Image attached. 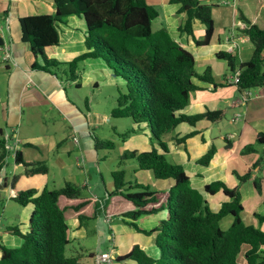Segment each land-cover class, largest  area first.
<instances>
[{
	"label": "trees",
	"instance_id": "16d2710c",
	"mask_svg": "<svg viewBox=\"0 0 264 264\" xmlns=\"http://www.w3.org/2000/svg\"><path fill=\"white\" fill-rule=\"evenodd\" d=\"M52 1L53 12L18 18L21 38L30 44L31 52L35 56L40 55L43 60L42 63L34 62L33 66L60 74L61 63L67 67V78L74 80L79 76L77 69L83 59L103 58L113 72L124 79L125 85L116 96L111 116H129L136 125L146 121L149 138L156 140L162 149H126L122 157H134L138 168L150 169L157 178L173 179L167 189H155L136 180L130 183L124 168L111 171L114 188L107 192L105 210L120 216L138 231L154 234V242L159 249L158 257H153L138 243H133L127 251L117 254L115 260L130 258L137 264H264V229L261 227L264 214L254 212L260 225L244 222L239 188L229 186L221 179L211 180L203 187L205 192L221 190L227 196L217 210L212 209L203 191L191 185L183 165L167 155L168 146L164 139L167 131L182 121L194 124L202 117L215 119L222 112L206 110L187 114L181 111L188 104L191 91L199 87L194 82L195 77L213 81L210 66L197 71L194 54L188 48L173 38L166 27L152 28V20L159 12L146 0ZM169 1L179 3V11L185 12L179 28L194 36L192 23L198 19L204 24V32L200 37L194 36V41L197 45L208 44L214 28L212 3L201 0ZM71 14L82 16L85 21L86 49L67 61H58L48 57L44 48L58 43L57 22ZM239 17L245 23L241 32L248 35L253 44L251 56L237 63L235 55L227 50H217L215 55L224 59L231 71L239 69V89L264 85V28L242 12ZM3 44L4 38L0 34V46ZM195 131L192 129L175 136L174 140L183 142ZM256 142H264V132L258 134ZM94 144L98 147L103 144L113 146V141L94 136ZM215 149V145L211 144L197 161L207 164ZM254 149V144L248 143L241 152ZM8 152L11 148L5 131L0 127V171ZM14 157L26 166L24 173L47 172V165L42 161H24L17 150ZM259 161L254 162L252 167ZM251 174L250 168L242 174L236 173L240 181H246ZM252 181L260 189L259 177H253ZM81 197H84L81 185L68 180L57 187L44 185L40 189H20L14 197L18 203L30 202L33 205L28 229L23 231L18 225H7L6 229L20 236L22 242L11 247L0 240V264H85L82 251L66 252L70 239L64 210L68 206L79 209L89 201V198ZM63 198L72 201L64 202ZM160 208L166 209V216L152 228L141 227L135 221L141 214ZM225 215H230L232 220L223 228L220 221ZM243 245L247 248L243 250L244 260L240 261L238 256ZM87 255L92 256L93 253Z\"/></svg>",
	"mask_w": 264,
	"mask_h": 264
},
{
	"label": "crops",
	"instance_id": "0c3cea01",
	"mask_svg": "<svg viewBox=\"0 0 264 264\" xmlns=\"http://www.w3.org/2000/svg\"><path fill=\"white\" fill-rule=\"evenodd\" d=\"M146 1L158 8L159 13L153 18V20L157 19L158 27H166L173 38L194 54L196 70L201 72L207 65L211 68L213 81L208 82L195 77L194 82L199 87L191 91L189 102L181 111L187 114L206 110L222 111L215 119L202 117L194 124L186 121L178 123L169 136H164L168 146L167 155L183 165L189 175L191 185L201 191H203L205 183L216 179L224 180L227 185L239 188L243 208L245 207L244 200L252 199L253 201L249 219L245 220L241 211L242 219L246 223L260 225L254 212L264 214V142H256V138L259 133L264 132V85L251 88V96L246 102H240L242 89H239L234 82L227 80L232 71L225 60L216 57L215 51L224 49L233 53L237 63L247 60L251 56L253 44L248 35L240 30L245 23L240 19L239 13H244L251 21L264 28V0H226V2L224 0H201L212 3L211 15L214 28L210 41L206 45H197L194 41V36L200 37L204 32V24L198 19L192 23L194 36L179 28L185 17V12L178 9L179 3L169 0ZM54 10L52 0H0V34L4 38L3 46L7 48L5 51L3 47L0 48V61L2 60L0 70L4 72L7 92L5 98H0L1 117L10 124V133L6 131L5 136L8 142L12 138V146H10L12 152L9 155L13 160L16 174L19 173L17 177L13 176L9 184L7 176L0 174L2 179L0 188L4 189L1 186L7 184L9 188L13 187L18 192L20 189L30 187L40 189L44 185L48 186L50 180L47 178V173L51 168L67 169L72 155L74 164L75 162L79 164L76 158L78 159L80 155L83 163H80L79 167L85 177L88 176V179L84 178L81 183V187H87L88 190L87 193H81L84 196L81 198H89V201L79 209L68 206L64 210L70 243H80V240L86 238L93 231L90 230L89 224L94 223V218L101 215L108 224V231H104L105 240L107 239L108 243L106 251L103 252L121 254L127 251L133 243H138L146 253L158 257L159 249L154 242V234L138 231L120 216L112 215L104 208L107 192L114 188V183L112 178H104L105 165L102 164V161L106 159L108 153L101 150L106 147H98L94 144L96 135L92 133V130L97 123L109 119L105 109L101 110L97 107L101 105H91L86 100H83L82 104L76 98L78 95H71L68 91L71 82L76 81L75 83L79 87L81 84L78 79H68L65 69L60 70L66 78L61 73L55 74L50 70L33 66L34 62L42 63V57L35 56L30 50V44L21 38L19 16L51 13ZM57 29L58 43L47 45L44 48L48 57H54L58 61H67L86 49L84 43L86 25L82 16L68 15L64 20L57 22ZM3 51H8V59H3ZM89 58H93V60H89ZM80 63L85 64V80L92 83L94 87H99L101 82H105L107 85L119 82L115 78L118 74L114 73L101 57H87ZM92 92L94 96L96 89H93ZM114 98L116 99V96ZM42 104L46 105L44 113L37 110V107ZM54 112L59 115L61 120L68 123V130L38 131L35 127L37 121L42 120L41 122L44 123L45 113L52 115ZM236 112H240V116L238 119L232 120V116ZM226 115L228 116L227 121L236 123V128L233 130L224 131L222 129V119H226ZM23 125L26 126V129L23 128ZM138 127L143 128V123ZM192 129L196 130L194 134L187 136L183 142H175V136H181ZM74 135L78 137L77 141L72 138ZM130 137L131 139L127 140L126 145L131 146V149L147 150L155 147L145 128L142 130L141 137L139 134ZM65 138L68 139L64 140ZM248 143H253L255 149L242 153V147ZM211 144H214L216 149L210 161L207 164L198 162L197 159ZM157 149L162 151L160 146ZM16 150L20 152L24 161L44 162L47 165V172L24 173L26 167L24 163L15 160L14 152ZM258 159L260 163L252 167ZM84 167H87L88 170H85ZM248 168L252 170L251 177L246 181H240L236 173L242 174ZM112 170L111 168L108 170L109 174ZM149 170L141 171L140 178L146 179H139L138 175H135L134 179L130 177H126V179L130 183L136 180L147 184L148 181H151L153 182L151 187L155 189H167L173 183L172 178H157L152 172H148ZM134 171L137 173L140 170L137 171L134 167ZM92 172L96 177L94 182L96 187L90 182ZM69 175L67 172L64 181H72ZM255 176L259 177L260 189H257L253 184L252 179ZM100 183L103 186V194H101ZM203 193L214 210H217L221 202L227 199L221 190L214 193L203 191ZM63 201L71 202L72 199L63 198ZM21 205L19 220L24 224L33 205L30 202ZM165 216L166 209L160 208L151 213L141 214L135 221L141 227L152 228ZM113 217H118L120 221L112 222ZM231 220L232 218L230 222ZM261 227L264 229V224ZM20 229L25 231V228L21 227ZM0 240L11 247L18 246L22 242L20 236L6 228L0 230ZM246 248L247 245L244 250ZM74 250L84 253L85 264H92L94 253L87 245L80 243L79 248L74 246ZM89 252L93 253L92 256L89 255L90 259L87 257ZM124 260L129 264L126 259ZM124 260H112L113 262L110 261L107 264L115 262V264H124ZM133 261L135 260L133 259ZM134 263L137 264L136 261Z\"/></svg>",
	"mask_w": 264,
	"mask_h": 264
},
{
	"label": "rangeland",
	"instance_id": "374dc122",
	"mask_svg": "<svg viewBox=\"0 0 264 264\" xmlns=\"http://www.w3.org/2000/svg\"><path fill=\"white\" fill-rule=\"evenodd\" d=\"M157 27H158V24H157V19H156V20H153L152 22V28L155 29ZM89 60H93V58H89ZM0 63L2 64V60L0 61ZM60 67L65 70L67 68L66 65H61ZM78 67L79 69H77V72L79 73V76H77L76 80L78 79L80 81L81 87H79L78 84L75 83L76 81L71 82V84L68 86V91H70L71 95H74V96L78 95L76 98L79 99V101L82 104H83V100H86V101H89L91 105H96V104L101 105V106L104 105L103 107L101 106H97V107L101 110L105 109L109 117L108 120H104V121L97 123L94 129L92 130V133L96 135L98 138H100L101 140H112L113 141V146L103 144L106 146V148L101 149L103 152L107 151L108 153L107 154L108 156L106 157V159L102 161V164L105 165V171H104L105 177L104 178L105 179L112 178V181H113L112 175L109 174L108 172L110 168L113 170L118 169V168H124V169L126 168L125 177H130L134 179L133 177H136L135 175H138L139 179H146V178H140V176L142 175L141 173L142 170L143 172H145V170H148V169H139L137 165V161L134 157L124 158L122 157V153L126 149H131V146L129 147V145H126L127 140L131 139L130 136L139 134V136L141 137L143 128H145L146 132H148L150 136V130H149V127L147 126V122L146 121L141 122L143 123V128H139L138 125H135V122L129 116H120V117L114 116L113 117L110 114V110L116 102V99L115 98L113 99V97L117 96L118 92L123 91L125 88L123 78L120 75H116L115 78H117L119 82L117 81V83H113L112 85H107L105 82H101L99 87H94L92 83H88L87 80H85V75H86V72H84L85 64L80 63ZM59 73H61L65 77V74L63 72H59ZM4 78H5L4 72L0 70V98H5L7 94L6 81ZM93 89H96L94 96L92 92ZM93 97H94V100H93ZM97 99H99V101H97ZM45 109H46L45 104H42L37 107V110L41 113H44ZM1 116H2V105L0 104V126L3 128L5 132L8 131V133H10V129H9L10 124L6 123L5 120ZM44 117H45L44 123L41 122L42 120H38L35 125L38 131L47 132V131L55 130V129H58V130L64 129L66 131L68 130V123L65 120H61V118L56 112H54L52 115L45 113ZM227 119H228L227 115H226V119H222V123H221L222 129L224 131H228V130H233L234 128H236V123L229 122L227 121ZM23 121L24 119L22 120V122ZM24 125H23V128L26 129V126ZM133 126L135 127V129L132 130L131 127ZM171 132H172V129L167 131L164 134V136L166 137L169 136ZM68 138H65L64 140H67ZM77 138L78 137L76 136V140L75 139L74 140L77 141ZM11 139L8 142L10 146H12ZM151 141L153 142V145L156 148H158L159 145L157 141L152 138H151ZM103 145L101 146L103 147ZM11 152H12V149H11ZM10 153L8 152V154L6 155L5 163L2 166L1 171H0V174L2 176L4 175L7 176L8 184L12 181L13 176L17 177L19 174V173L16 174V171L13 168V160H11V157L9 155ZM64 156H66V154H64ZM78 159L76 158L79 164L83 163L82 156L79 155ZM129 162H132V163H129ZM79 164H76V162L74 164V157L72 155L71 160H70V165L67 169H60L58 167L51 168L47 173V178H49L50 180L47 184L48 187H57V186L62 185L64 183V179L67 177L66 176L67 172L70 174L69 178L73 182L79 183L81 185L84 178L88 179V176L85 177V175L82 173L81 168L79 167ZM134 167H136L137 171L138 170L140 171L135 173ZM84 169L88 170L87 167H84ZM106 169L108 170L106 171ZM148 172H151V171L149 170ZM98 178L100 179L99 175H98ZM95 180H96V177L94 173L92 172L90 182L94 187H96V185L94 184ZM1 181L2 179L0 178V183ZM141 181H144V180H141ZM152 183L153 182L151 181L147 182V184L150 187L152 186ZM100 186H101V194H103L104 190H103L102 183H100ZM1 187H4V189L0 188V195L2 196L0 198V230L2 231L3 229L6 228V225H10L13 223L18 225L20 228L22 227V228H25V230H27L28 229V217L26 218L24 224H22L19 220V216H20L19 209L22 205L18 203V201L14 197H9L8 195L9 185L5 184V185H2ZM87 191H88L87 187H83V186L81 187L82 194L87 193ZM252 203H253L252 199L244 200L245 207L242 210V216L245 220L249 219V214L252 209L251 205H253ZM230 219H231L230 215H225L221 220V226L223 228L227 227L228 223L230 222ZM94 220H95L94 223L89 224L90 230H93V231H91L86 238H84L83 240H80V243L87 245L89 249L93 251L94 258L92 259V264H107L109 262L98 263L97 256L105 253L103 251H106V245L108 243V240L107 239L105 240L104 231L106 232L108 231V224L104 221L101 215L96 216ZM116 221H120V219L118 217L117 218L113 217L112 222H116ZM25 224L26 226H24ZM80 243L78 242L69 243L67 246L66 252L68 254L73 253L74 246L76 248H79ZM244 247H246V245L242 246V251H240L239 256H238V259L240 261L244 260V256H243ZM87 257L88 259H90L89 255H87ZM126 260L129 262V264H136L134 263L135 261H133V259H126ZM124 264H127V262L125 261Z\"/></svg>",
	"mask_w": 264,
	"mask_h": 264
},
{
	"label": "built area",
	"instance_id": "2783aa9c",
	"mask_svg": "<svg viewBox=\"0 0 264 264\" xmlns=\"http://www.w3.org/2000/svg\"><path fill=\"white\" fill-rule=\"evenodd\" d=\"M226 2V0H224ZM4 51L7 49L5 46H3ZM3 51V52H4ZM9 55H8V51L3 53V59H8ZM239 69H236L232 72L231 76H229L227 78L228 81H232L235 84H237V82L239 81ZM252 94V89L251 88H243L241 90V95H240V99L239 101L244 103L247 101V99L251 96ZM240 116V112H236L233 116H232V120H236L238 119ZM73 139L76 140V135L72 136ZM17 195V191L13 188L10 187L9 188V196L13 197ZM115 258V254L112 252H105L101 255L97 256V260L98 262H110L112 261V259Z\"/></svg>",
	"mask_w": 264,
	"mask_h": 264
},
{
	"label": "clouds",
	"instance_id": "9594fccd",
	"mask_svg": "<svg viewBox=\"0 0 264 264\" xmlns=\"http://www.w3.org/2000/svg\"><path fill=\"white\" fill-rule=\"evenodd\" d=\"M3 45H4V44H3ZM3 45H2V46H0V48H1V47H3ZM232 72H233V71H232ZM17 193H18V192H17ZM13 197H15V196H13ZM115 256H116V254H115ZM113 260H115V258H114Z\"/></svg>",
	"mask_w": 264,
	"mask_h": 264
}]
</instances>
